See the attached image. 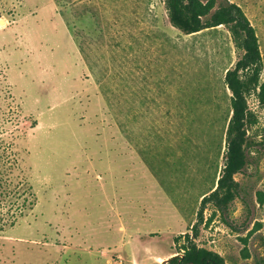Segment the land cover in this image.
Masks as SVG:
<instances>
[{
	"label": "rangeland",
	"instance_id": "rangeland-1",
	"mask_svg": "<svg viewBox=\"0 0 264 264\" xmlns=\"http://www.w3.org/2000/svg\"><path fill=\"white\" fill-rule=\"evenodd\" d=\"M233 1L255 28L262 82L264 0ZM238 56L223 25L192 34L173 27L164 0H0V151L10 156L8 179L23 168L36 197L0 229V264H107L100 251L120 238L119 221L174 249L178 235L163 233L177 226L168 202L192 216L223 163V75ZM247 104L255 122L246 131L250 163L234 175L241 198L227 223L216 213L195 238L227 264L264 256V202L255 194H264V105L254 93ZM138 202L151 204L147 217Z\"/></svg>",
	"mask_w": 264,
	"mask_h": 264
},
{
	"label": "trees",
	"instance_id": "trees-1",
	"mask_svg": "<svg viewBox=\"0 0 264 264\" xmlns=\"http://www.w3.org/2000/svg\"><path fill=\"white\" fill-rule=\"evenodd\" d=\"M164 5L169 23L183 34H192L219 25L225 26L239 56L231 67L225 69L223 75V84L230 93L229 111L222 118L221 137L216 151V156L221 155L223 163L219 170L216 169L211 186L199 194L195 221L189 228L191 232L176 236L175 254L159 264H227L223 256L198 245L195 238L199 225L203 222L209 223L216 213L224 223H227L226 216L230 204L235 198H241L242 186L234 175L244 173L250 163L248 148L252 141L246 131L247 126L255 122V117L247 104V96L254 93L258 103L264 105V81H260L263 65L258 37L244 10L233 1L164 0ZM78 48L81 51L83 49L79 45ZM35 125V120H32L30 127ZM8 159L10 156L5 151L4 153L0 151V229L6 225L16 224L33 209L36 202L23 168H20V176L16 174L15 183L8 179L12 173L10 168L5 167ZM255 194L258 203L264 202L263 192L258 190ZM208 206L213 211L210 217L205 219L203 212ZM179 237H182V242H179ZM249 257L246 250L242 258ZM238 264H264V256H254L250 262Z\"/></svg>",
	"mask_w": 264,
	"mask_h": 264
},
{
	"label": "crops",
	"instance_id": "crops-1",
	"mask_svg": "<svg viewBox=\"0 0 264 264\" xmlns=\"http://www.w3.org/2000/svg\"><path fill=\"white\" fill-rule=\"evenodd\" d=\"M230 1H233V0H230ZM82 158L87 159L88 157L85 156ZM88 159H92V157H89ZM115 163H119V162L115 161ZM141 163H144V162L141 161ZM145 166H146L145 163H144V166L142 164V167H141L142 169L139 170V172L143 175L145 172H147L146 170L148 169L147 166L146 167ZM126 170H127V167L122 168L121 175H123V172ZM134 175H138V174L132 173L131 177L133 179L135 178ZM144 177L147 178V175H144ZM150 180L152 181V179ZM147 181L148 179L144 178L143 183H142L143 188H147V186H150L151 183L149 184L147 183ZM158 185L160 184L158 183ZM101 189L105 190L104 183L101 185ZM199 199L200 197L198 196L197 202L199 201ZM168 203L171 207L170 210L168 209L169 214H170V211L172 210L173 212L170 215L175 216V221L177 222V226H175L173 229L167 228L165 229V232L163 231V233L168 235L172 232V234L179 236L180 234L185 233L184 232L185 228L182 227L184 223L186 225L190 224V227L194 223L193 221L195 219V211L197 208V203H196V207L194 208L195 210H193L192 216H190V214L188 216H184L183 213L180 212V210L176 207L175 203L172 202V200H170V202ZM137 204L139 207H141V209L143 210V213H145L143 215L147 217V214H149L147 213L148 211L147 209L151 204L147 202H142V203L138 202ZM118 217L120 219L119 211H118ZM185 217L188 218L189 223L187 222V219ZM130 221H132L130 223L134 222V220H130ZM117 228H118V232L121 234L120 238L117 241L115 240L107 241L104 245H102L104 247L100 251L101 255L107 257L106 259L107 264H114V260L116 257H122L124 264H159L162 261V259L164 260L168 258L169 256L175 254L174 253L175 248L173 249L174 244L172 243L168 246V248L160 247L159 243H160V239H162L161 238L162 236L154 234L153 230L152 231L138 230L135 228H131V225H129V223L127 226V225L122 224L120 221L118 222ZM164 252L166 253L161 257L160 255Z\"/></svg>",
	"mask_w": 264,
	"mask_h": 264
},
{
	"label": "built area",
	"instance_id": "built-area-1",
	"mask_svg": "<svg viewBox=\"0 0 264 264\" xmlns=\"http://www.w3.org/2000/svg\"><path fill=\"white\" fill-rule=\"evenodd\" d=\"M122 262H121V260H120V257L118 258H116L115 260H114V264H121Z\"/></svg>",
	"mask_w": 264,
	"mask_h": 264
}]
</instances>
